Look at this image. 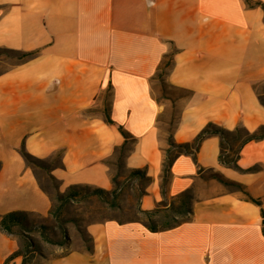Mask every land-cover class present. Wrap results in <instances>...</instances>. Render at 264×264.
I'll return each mask as SVG.
<instances>
[{
  "label": "crops",
  "instance_id": "obj_1",
  "mask_svg": "<svg viewBox=\"0 0 264 264\" xmlns=\"http://www.w3.org/2000/svg\"><path fill=\"white\" fill-rule=\"evenodd\" d=\"M0 49L36 52L0 69V217L45 216L52 204L21 148L41 160L60 152L48 172L59 192L75 184L112 188L111 161L124 142L119 126L130 135L123 168L144 169L149 178L142 209L191 195V213L176 226L149 231L137 221H93L85 225L90 252L69 250L45 264H264V138L241 147L238 171L218 161L220 138L208 135L195 159L174 158L161 187L169 138L189 142L209 122L228 130L264 125L260 6L0 0ZM166 57L164 93L156 74ZM106 103L113 123L102 112ZM208 172L242 184L261 205L203 177ZM7 241L0 234V254L10 252Z\"/></svg>",
  "mask_w": 264,
  "mask_h": 264
},
{
  "label": "trees",
  "instance_id": "obj_2",
  "mask_svg": "<svg viewBox=\"0 0 264 264\" xmlns=\"http://www.w3.org/2000/svg\"><path fill=\"white\" fill-rule=\"evenodd\" d=\"M246 3L250 6H260L264 11V2L262 1H253V0H245ZM6 51L15 53L18 55L19 61H25L33 56H35V51H15L4 49ZM168 58V57H166ZM169 65V61L166 64L160 66V71L156 74L160 79L162 84L164 93L167 90V84L163 80L162 76L165 73V66ZM258 97L260 102L264 105V100L262 98V93L258 92ZM105 120L108 123H113L111 118L108 114V106L107 103L105 104L103 111ZM120 133L124 137V142L118 148L119 150V158H118V167L121 169L122 166V158L126 151V144L130 135L121 127H118ZM218 135L220 138V151L218 154V161L223 164L224 166L234 168L238 171H244L242 168L239 167L237 161L239 158V152L241 147L250 140H259L264 138V125L259 126L254 131H249L242 126H237L232 130L225 129L223 127L217 126L213 123H207L204 128L189 142L183 143H176L171 138H169L168 143L169 147L165 150V158L162 164V181L161 187L162 190L164 189L165 185L170 176V167L174 158L183 153L191 155L193 159L196 157V152L198 151L199 145L202 140L208 135ZM20 153L24 158L25 162L29 164L31 159H35L38 161H43L41 159L35 158L34 156L30 155L26 152L23 148H21ZM56 156L57 158L60 156V152H56L52 157ZM52 165H45V169H50ZM246 169V170H250ZM201 170V169H200ZM199 170V171H200ZM49 172V171H48ZM48 177L51 181L54 182L53 187L55 190L54 195L51 194L49 191L45 190L43 187L42 189L45 190L50 199L52 201L51 207L48 211V215L58 217L60 209L70 203L77 201L78 199L88 198L89 196L96 195L103 204L107 206H116L118 197L120 196V190L122 186L126 185H134L135 189L137 190V195L135 198V203L133 204V214L135 215L132 218L126 220H117L118 222H128V221H137L142 223L149 231H158L165 228H170L176 226L186 220L191 213V195L188 193H183L178 195L175 199L165 202L161 201L155 208L150 210H145L140 207V198L145 193V185L148 183L149 178L146 176V172L144 169H131L128 170V175L123 177L122 181H119L118 175H112V188L110 189H103L99 187H92L88 185H70L68 186L63 192H59L57 190V184L55 178L48 173ZM209 177H213L224 183L225 185L235 189L242 191L248 200L261 205V201L257 198L252 197L249 195L245 190L244 186L238 182H234L224 178L221 174L217 172H210ZM55 200L59 202V205L56 207ZM25 214L22 211H12L3 214L0 217V229L5 231L8 234H12L14 231L12 226L19 221L21 215ZM263 214V210H262ZM63 236L66 238V229L65 227L62 228ZM78 232L84 237H88L85 239V242L88 241L84 246V250L91 251V237L85 230H81L78 226ZM47 240V239H46Z\"/></svg>",
  "mask_w": 264,
  "mask_h": 264
},
{
  "label": "rangeland",
  "instance_id": "obj_3",
  "mask_svg": "<svg viewBox=\"0 0 264 264\" xmlns=\"http://www.w3.org/2000/svg\"><path fill=\"white\" fill-rule=\"evenodd\" d=\"M167 61L166 58L162 63L166 64ZM18 62L17 54L0 49V69ZM258 92L262 93L264 100V83L258 87ZM97 109L93 107L91 110L95 112ZM118 158L119 150L117 149L111 163L113 175H118L119 181H122L123 177L128 175V170L118 167ZM56 160V156L43 161L31 159L28 164L36 174L40 186L53 195L55 193L54 182L49 179V170L44 166L53 165ZM209 175L210 172L204 173L203 177H209ZM120 193L116 206H107L96 195H92L64 205L60 209L58 217L40 216L32 213L21 215L19 221L12 226L14 231L12 234L0 229V234L8 238L6 243L10 247L9 253L5 248L4 252L0 254V264H45L55 256L69 250L84 249V246L89 243L85 242L88 237L84 238L78 232V226L81 230H85V225L93 221L109 218L126 220L135 216L132 209L137 190L134 185L122 186ZM55 204L57 207L59 202L55 200ZM63 227L66 229V238L63 236Z\"/></svg>",
  "mask_w": 264,
  "mask_h": 264
}]
</instances>
